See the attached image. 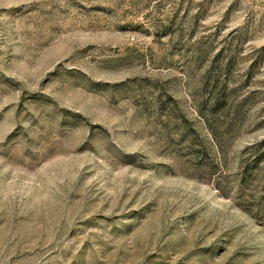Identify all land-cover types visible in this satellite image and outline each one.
Returning a JSON list of instances; mask_svg holds the SVG:
<instances>
[{
  "label": "rangeland",
  "instance_id": "rangeland-1",
  "mask_svg": "<svg viewBox=\"0 0 264 264\" xmlns=\"http://www.w3.org/2000/svg\"><path fill=\"white\" fill-rule=\"evenodd\" d=\"M0 264H264V0H0Z\"/></svg>",
  "mask_w": 264,
  "mask_h": 264
}]
</instances>
